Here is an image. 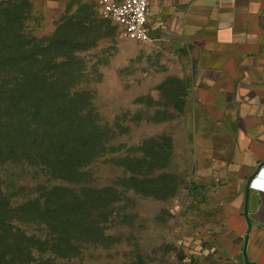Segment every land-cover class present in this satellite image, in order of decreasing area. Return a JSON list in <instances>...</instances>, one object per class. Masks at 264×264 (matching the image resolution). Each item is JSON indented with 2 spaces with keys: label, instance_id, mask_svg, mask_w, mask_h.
<instances>
[{
  "label": "rangeland",
  "instance_id": "obj_1",
  "mask_svg": "<svg viewBox=\"0 0 264 264\" xmlns=\"http://www.w3.org/2000/svg\"><path fill=\"white\" fill-rule=\"evenodd\" d=\"M2 14L35 74L41 123L59 116L71 143L0 165L4 202L31 203L12 212L16 246L0 264H219L230 141L180 56L125 39L97 0H0ZM35 201L86 226L35 215Z\"/></svg>",
  "mask_w": 264,
  "mask_h": 264
},
{
  "label": "crops",
  "instance_id": "obj_2",
  "mask_svg": "<svg viewBox=\"0 0 264 264\" xmlns=\"http://www.w3.org/2000/svg\"><path fill=\"white\" fill-rule=\"evenodd\" d=\"M149 3L151 39L180 56L222 140L230 141L236 189L224 205L212 259L264 264V0Z\"/></svg>",
  "mask_w": 264,
  "mask_h": 264
},
{
  "label": "trees",
  "instance_id": "obj_3",
  "mask_svg": "<svg viewBox=\"0 0 264 264\" xmlns=\"http://www.w3.org/2000/svg\"><path fill=\"white\" fill-rule=\"evenodd\" d=\"M7 23V18L2 14L0 16V165L10 160H25V157L28 158L30 155H35L37 159L38 157L51 159L58 153L63 154L69 150L68 144L71 142L64 139L58 127L59 116L54 117L56 123L53 127L41 123L42 119L44 120V111L43 107L39 109L40 91L37 85L30 81L35 78V74L27 70L24 56L26 51L17 44L20 36L7 31L4 27ZM50 104L51 110H58L57 103ZM50 112L53 116L60 111ZM53 148H57V151ZM34 204L35 215L45 214L48 219H58L60 222L62 220L71 228L86 226V222L77 224L67 215L62 219L56 208L46 210L38 201ZM29 205L31 203L25 206ZM25 206L13 208L4 202L0 192V251L16 246L13 237L18 231L13 225L18 220L12 218L11 214L28 210L29 207L27 209Z\"/></svg>",
  "mask_w": 264,
  "mask_h": 264
},
{
  "label": "built area",
  "instance_id": "obj_4",
  "mask_svg": "<svg viewBox=\"0 0 264 264\" xmlns=\"http://www.w3.org/2000/svg\"><path fill=\"white\" fill-rule=\"evenodd\" d=\"M103 19L121 28L122 36L139 44L152 41L149 32V0H97Z\"/></svg>",
  "mask_w": 264,
  "mask_h": 264
}]
</instances>
